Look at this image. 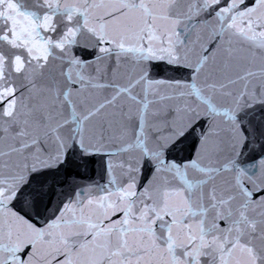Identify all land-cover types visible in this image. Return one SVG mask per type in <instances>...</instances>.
I'll list each match as a JSON object with an SVG mask.
<instances>
[{"label":"water","instance_id":"obj_1","mask_svg":"<svg viewBox=\"0 0 264 264\" xmlns=\"http://www.w3.org/2000/svg\"><path fill=\"white\" fill-rule=\"evenodd\" d=\"M0 264H264V0H0Z\"/></svg>","mask_w":264,"mask_h":264}]
</instances>
